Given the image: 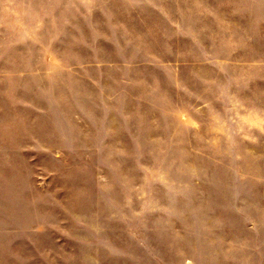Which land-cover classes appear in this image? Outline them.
<instances>
[{
    "label": "rangeland",
    "instance_id": "obj_1",
    "mask_svg": "<svg viewBox=\"0 0 264 264\" xmlns=\"http://www.w3.org/2000/svg\"><path fill=\"white\" fill-rule=\"evenodd\" d=\"M0 264H264V0H0Z\"/></svg>",
    "mask_w": 264,
    "mask_h": 264
}]
</instances>
